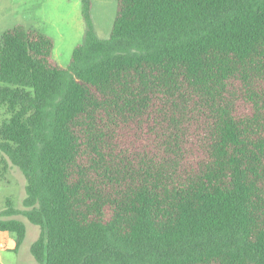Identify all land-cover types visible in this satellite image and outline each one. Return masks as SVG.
Instances as JSON below:
<instances>
[{
  "label": "trees",
  "instance_id": "1",
  "mask_svg": "<svg viewBox=\"0 0 264 264\" xmlns=\"http://www.w3.org/2000/svg\"><path fill=\"white\" fill-rule=\"evenodd\" d=\"M70 64L0 34V151L26 178L38 264H264V0H117ZM3 171L9 162L3 159Z\"/></svg>",
  "mask_w": 264,
  "mask_h": 264
},
{
  "label": "rangeland",
  "instance_id": "2",
  "mask_svg": "<svg viewBox=\"0 0 264 264\" xmlns=\"http://www.w3.org/2000/svg\"><path fill=\"white\" fill-rule=\"evenodd\" d=\"M90 1L96 33L101 38H108L113 28L118 2ZM83 7V0H0V34L17 24L39 29L54 39V58L67 67L74 48L84 41L87 24ZM4 116L5 112L0 109V118ZM3 159L9 162L6 171H3ZM26 183L21 170L0 151V210L8 204L23 208ZM16 217L26 223V237L17 252L12 250L13 239H0L3 245H0V264H38L31 253V245L39 237L41 227L22 215Z\"/></svg>",
  "mask_w": 264,
  "mask_h": 264
},
{
  "label": "crops",
  "instance_id": "3",
  "mask_svg": "<svg viewBox=\"0 0 264 264\" xmlns=\"http://www.w3.org/2000/svg\"><path fill=\"white\" fill-rule=\"evenodd\" d=\"M9 238V240H12L11 234L7 231H0V239H6ZM0 245L3 247L2 243Z\"/></svg>",
  "mask_w": 264,
  "mask_h": 264
}]
</instances>
